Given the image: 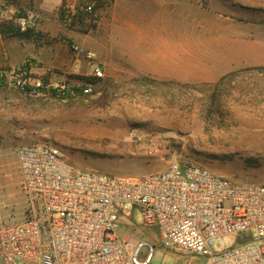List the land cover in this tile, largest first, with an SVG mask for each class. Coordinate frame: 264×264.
<instances>
[{"label": "rangeland", "instance_id": "1", "mask_svg": "<svg viewBox=\"0 0 264 264\" xmlns=\"http://www.w3.org/2000/svg\"><path fill=\"white\" fill-rule=\"evenodd\" d=\"M21 1L41 11L40 0ZM88 1H52L42 14V24L51 25L43 39L0 30V67L31 60L34 71L70 89L66 95L47 89L33 96L0 84V220L25 213L16 147L32 141L56 145L73 166L103 174L143 176L172 162H193L216 175L264 183V0H156L176 30H201L188 41L176 35V50L189 45L193 65L205 63L208 70L227 66L222 74L190 82L124 77L117 66L107 69V61L120 60L119 37L113 41L99 21L112 0L94 1L96 22L82 13ZM66 4L78 11L75 21L64 20ZM44 46L58 54L53 67L26 53ZM96 65L105 67L104 75L86 93L83 77L93 76ZM118 232L150 241V264H209L207 255L164 247L157 228L145 225L137 211L120 219ZM238 243L235 235L219 236L212 248L223 252ZM146 251L140 249V259Z\"/></svg>", "mask_w": 264, "mask_h": 264}, {"label": "built area", "instance_id": "2", "mask_svg": "<svg viewBox=\"0 0 264 264\" xmlns=\"http://www.w3.org/2000/svg\"><path fill=\"white\" fill-rule=\"evenodd\" d=\"M81 9L98 20L94 1ZM77 14L65 5V21ZM2 26L39 31L42 15L21 0H0ZM103 75L96 65L94 76ZM0 84L33 96L70 92L65 82L34 71L31 60L0 67ZM16 156L27 207L20 219L0 220V264H150L155 246L118 232L120 219L134 211L168 249L207 255L209 264H264V183L216 175L193 162L143 176L103 174L73 166L58 146L40 141L20 143ZM225 235L241 243L215 252L214 239Z\"/></svg>", "mask_w": 264, "mask_h": 264}, {"label": "crops", "instance_id": "3", "mask_svg": "<svg viewBox=\"0 0 264 264\" xmlns=\"http://www.w3.org/2000/svg\"><path fill=\"white\" fill-rule=\"evenodd\" d=\"M52 1L56 3V0H40L41 15L49 13ZM160 7L161 4L156 0H112L105 12L108 15L101 12L100 19L98 18L100 24L110 32L112 40L113 35L119 37V41L115 43L120 60L117 63L107 61L106 68L111 70L117 66L119 75L124 77L150 76L180 82L206 79L207 75L216 72L218 75L222 74L227 68L226 65H211V70L207 69L205 63L193 65L189 45L179 44V49L176 50V35L181 38L186 36L188 41L192 35H201V30L193 33L190 29L176 30L169 22L168 16L161 13L162 11L159 12ZM50 26L45 20L38 32L45 35ZM26 53L38 60L43 59L48 68L59 62L58 54L47 46L41 49L28 47ZM20 60L16 59V62Z\"/></svg>", "mask_w": 264, "mask_h": 264}, {"label": "trees", "instance_id": "4", "mask_svg": "<svg viewBox=\"0 0 264 264\" xmlns=\"http://www.w3.org/2000/svg\"><path fill=\"white\" fill-rule=\"evenodd\" d=\"M92 1H97V0H92ZM98 1H102V0H98ZM97 7V6H96ZM76 17H78V14L75 15L72 20L75 21ZM1 31H2V34L4 35H10V36H19L23 39H28V40H32V39H35V40H38V39H43V37H45V35L38 31H34V30H29V31H26V32H23V33H20L16 30H14L12 27H5V26H2L1 27ZM85 82L87 83H94L95 79H98L100 77H97V76H88V77H83ZM75 89H78V87H74Z\"/></svg>", "mask_w": 264, "mask_h": 264}, {"label": "bare ground", "instance_id": "5", "mask_svg": "<svg viewBox=\"0 0 264 264\" xmlns=\"http://www.w3.org/2000/svg\"><path fill=\"white\" fill-rule=\"evenodd\" d=\"M115 119H116V118H115ZM115 119H114V120H115ZM116 122H117V120H116ZM123 123H124V122H123Z\"/></svg>", "mask_w": 264, "mask_h": 264}]
</instances>
